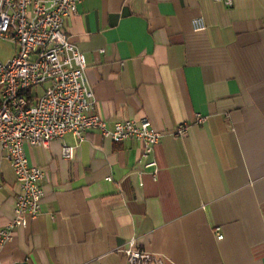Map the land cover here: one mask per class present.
<instances>
[{
    "label": "crops",
    "instance_id": "0c3cea01",
    "mask_svg": "<svg viewBox=\"0 0 264 264\" xmlns=\"http://www.w3.org/2000/svg\"><path fill=\"white\" fill-rule=\"evenodd\" d=\"M66 31L94 113L110 128L148 119L163 137L146 160L139 141L99 131L26 146L45 197L0 264H129L132 239L165 264H264V0H83ZM20 191L0 143V228Z\"/></svg>",
    "mask_w": 264,
    "mask_h": 264
},
{
    "label": "built area",
    "instance_id": "2783aa9c",
    "mask_svg": "<svg viewBox=\"0 0 264 264\" xmlns=\"http://www.w3.org/2000/svg\"><path fill=\"white\" fill-rule=\"evenodd\" d=\"M83 0H0V41L18 47L17 55L0 61V143L17 178L21 191L15 198L14 217L0 228V255L17 230L37 219L45 197L46 171L31 165L26 146L48 148L55 140L72 134L79 143L90 131L114 143L135 139L142 145V159L153 155L163 134L148 119L123 120L113 128L94 113V93L86 78L87 60L71 41L66 22L77 13ZM227 7L234 0H217ZM195 30H204L202 19ZM45 87L42 94L36 90ZM206 119L198 116L196 123ZM187 125L175 134L185 136ZM76 147L64 145L62 155L73 160ZM156 167V162L147 164ZM223 235L217 234L222 240ZM129 264H165L161 257L140 247L132 239L124 249Z\"/></svg>",
    "mask_w": 264,
    "mask_h": 264
},
{
    "label": "rangeland",
    "instance_id": "374dc122",
    "mask_svg": "<svg viewBox=\"0 0 264 264\" xmlns=\"http://www.w3.org/2000/svg\"><path fill=\"white\" fill-rule=\"evenodd\" d=\"M0 50H2V57L4 58V61H9L8 59L11 57L13 53V49L11 45L7 43H0Z\"/></svg>",
    "mask_w": 264,
    "mask_h": 264
},
{
    "label": "water",
    "instance_id": "95a60500",
    "mask_svg": "<svg viewBox=\"0 0 264 264\" xmlns=\"http://www.w3.org/2000/svg\"><path fill=\"white\" fill-rule=\"evenodd\" d=\"M14 264H28L27 262H24V263H14Z\"/></svg>",
    "mask_w": 264,
    "mask_h": 264
}]
</instances>
